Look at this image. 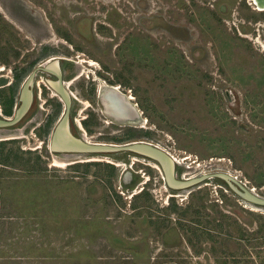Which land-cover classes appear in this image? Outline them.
I'll use <instances>...</instances> for the list:
<instances>
[{"label": "rangeland", "instance_id": "rangeland-1", "mask_svg": "<svg viewBox=\"0 0 264 264\" xmlns=\"http://www.w3.org/2000/svg\"><path fill=\"white\" fill-rule=\"evenodd\" d=\"M74 1L84 0H0V77L21 23L48 24V14L81 5ZM119 1L85 0V43H73L85 76L97 77L85 79L87 88L121 86L147 121L119 143L150 141L175 161L178 178L227 173L264 196L263 11L251 0H137L135 23L103 31L105 12ZM15 97L0 90L6 118ZM43 108L0 129V264H264V208L210 179L170 192L175 207L166 211L153 168L132 197L121 187L125 167L105 163L114 158L71 165L81 158L49 155L59 114ZM102 125H89L92 141L112 143L98 136Z\"/></svg>", "mask_w": 264, "mask_h": 264}, {"label": "flooded vegetation", "instance_id": "flooded-vegetation-1", "mask_svg": "<svg viewBox=\"0 0 264 264\" xmlns=\"http://www.w3.org/2000/svg\"><path fill=\"white\" fill-rule=\"evenodd\" d=\"M136 1L120 0L114 9L105 12L103 16L104 21L102 22L103 28L101 27L103 31L110 30L117 32L123 30V27L128 28V21L135 23L136 11L132 3H136ZM73 3L83 6H66L60 10H56L54 13L48 14L49 18L45 17L48 24L42 22L32 23V29H26L25 23H21L23 28L21 31L22 35H18L19 38L15 45H13L15 51L6 45L7 48L4 49V52L8 60L5 61L6 67L1 70L3 74L0 77V90L7 89L9 98L12 100L15 94L16 97L14 111L11 117L6 118L0 113V118L11 119L13 117L15 111L22 104L21 99L26 88L30 94L29 107L23 117L12 127L26 124L33 118L37 110L42 112L44 110L43 107L49 104L52 107L54 116L59 114V119L49 134L47 141L49 155L53 154L60 157L79 156L81 158L75 162L67 163L71 165H85V163L96 162L88 160L93 158L104 161L114 158L115 162L105 161V163L117 167H125L124 180H121V187L124 191H133L134 194L132 197L138 195L134 192V189H137L141 185L140 179H143V177H140V174L142 173L144 175V170L153 168L159 171L160 180L163 183V190L167 194L164 202L167 209H165L171 212L175 206L168 204L170 192L171 194H175L176 192L185 190L173 191L168 189L158 164L153 160L123 151L111 154H70L53 153L49 149L52 133L66 111L64 100L59 92L66 95L69 102L68 131L74 138L92 145L124 146L143 143L154 146L150 141L144 140L135 141L129 139L126 143H119L121 140H117L121 139L122 132L132 129H145L147 126V121L144 119L143 113L134 102L131 94L127 93L124 88L122 89L121 86L106 83L105 80L101 86L96 85L87 88L85 79H91L92 82H95L96 76H104L99 72H95L93 74L96 77L94 80L91 74V76H85L84 70H81V67L85 64V59H80V52L73 49V43L74 39L81 40L85 43V0L82 2L74 1ZM249 4L253 6L254 10L257 8L253 0ZM260 13H264V11ZM111 15L113 16L111 17ZM81 25H83L81 28L82 31L79 27ZM40 27L45 29L44 35L40 33ZM50 43L54 46L51 49L49 48ZM12 51H14V54H12ZM14 59H17L18 66H15L16 62L12 61ZM134 110L138 113V117L132 119L135 115ZM92 124L94 126H101L103 124V133L98 134V136H109L113 138L112 143L93 142V138L90 137L88 132V127ZM83 126H85V130ZM175 175L177 177L176 163ZM128 177H131L130 179L135 177L134 181L127 183ZM149 182L150 180L147 179L146 182L142 183L143 186H146V189H148L147 183ZM201 222L199 218L195 221V223ZM196 232L198 231L195 230ZM201 233L203 234V231ZM207 236L209 235L207 234Z\"/></svg>", "mask_w": 264, "mask_h": 264}, {"label": "water", "instance_id": "water-1", "mask_svg": "<svg viewBox=\"0 0 264 264\" xmlns=\"http://www.w3.org/2000/svg\"><path fill=\"white\" fill-rule=\"evenodd\" d=\"M257 8L264 9V0H253ZM21 99V106L15 111L11 119L0 118V129L10 128L15 125L26 113L29 107L30 94L25 88ZM61 94L66 111L58 125L55 127L50 141V151L53 153H70V154H111L116 152H130L141 155L156 162L162 172L165 185L170 190H187L203 181L210 179L221 180L227 189L245 204L256 208H264V197H259L254 194L251 189L246 188L235 178L227 173H213L200 175L193 178H177L175 175V162L163 150L156 146L135 143L124 146H109V145H92L82 142L74 138L68 131V109L69 102L66 95ZM132 119L138 117V113L134 110Z\"/></svg>", "mask_w": 264, "mask_h": 264}, {"label": "trees", "instance_id": "trees-1", "mask_svg": "<svg viewBox=\"0 0 264 264\" xmlns=\"http://www.w3.org/2000/svg\"><path fill=\"white\" fill-rule=\"evenodd\" d=\"M257 234H259V239L261 240V241H263L264 240V235H262V231L259 229V231L257 232ZM263 234H264V232H263Z\"/></svg>", "mask_w": 264, "mask_h": 264}, {"label": "bare ground", "instance_id": "bare-ground-1", "mask_svg": "<svg viewBox=\"0 0 264 264\" xmlns=\"http://www.w3.org/2000/svg\"><path fill=\"white\" fill-rule=\"evenodd\" d=\"M256 10L258 11H264V9H260V8H256ZM92 65V64H91ZM109 103V102H108ZM96 158H93L92 161H94ZM253 191V190H252Z\"/></svg>", "mask_w": 264, "mask_h": 264}]
</instances>
